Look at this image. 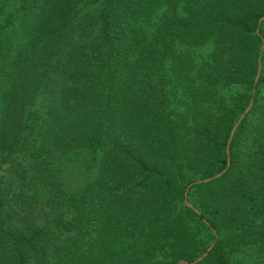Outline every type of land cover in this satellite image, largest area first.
Instances as JSON below:
<instances>
[{
    "label": "trees",
    "instance_id": "obj_1",
    "mask_svg": "<svg viewBox=\"0 0 264 264\" xmlns=\"http://www.w3.org/2000/svg\"><path fill=\"white\" fill-rule=\"evenodd\" d=\"M263 16L264 0H0V264L191 263L213 242L197 264L262 259ZM177 41L213 44L204 74Z\"/></svg>",
    "mask_w": 264,
    "mask_h": 264
},
{
    "label": "rangeland",
    "instance_id": "obj_2",
    "mask_svg": "<svg viewBox=\"0 0 264 264\" xmlns=\"http://www.w3.org/2000/svg\"><path fill=\"white\" fill-rule=\"evenodd\" d=\"M173 51L176 56L182 53L189 58V61L194 67L190 71V74L195 76L194 74H204L207 66L211 65L213 44L205 43L202 46L195 47L189 44H181L179 41H177L173 46ZM171 63L172 61H169L164 64L167 74V91L169 96V104L167 106L168 108L166 110V114L169 115V119L171 120L173 127L176 129L178 137L181 140H184L191 137V114L189 109L183 103L184 97L182 87L177 83L176 78L174 77V69L176 67L173 65L170 67ZM223 91H225L227 94H234L236 92L234 89H229L228 87H224ZM256 249L257 246L244 245L239 247L236 252L228 254L230 264H264V262H262V259L264 261L263 255L262 259L259 258L257 254L261 253L256 252ZM160 257H162V255Z\"/></svg>",
    "mask_w": 264,
    "mask_h": 264
},
{
    "label": "water",
    "instance_id": "obj_3",
    "mask_svg": "<svg viewBox=\"0 0 264 264\" xmlns=\"http://www.w3.org/2000/svg\"><path fill=\"white\" fill-rule=\"evenodd\" d=\"M262 21H264V16L261 17V18L259 19L258 24L260 25ZM259 25H258V27H259ZM257 34L259 35V37L261 38V41H262V44H261V51H262V53H263V52H264V39H263V38L261 37V35L259 34L258 28H257ZM260 72H261V66L258 65V69H257L256 77H255V80H254V84L257 83L258 78H259V76H260ZM251 106H252V100L250 101L248 107H247V108L245 109V111L240 115V117L238 118L237 122L235 123V125H234V127H233V129H232V131H231V133H230V135H229L228 141H227V145H226V153H227V154H228V151H229V145H230L231 140H232V138H233L234 132H235V130L237 129V127H238V125L240 124V122H241V121L243 120V118L245 117V115H246V114L248 113V111L250 110ZM228 161H229V160H228ZM228 165H229V163H227V167H228ZM225 171H226V169H225L223 172H225ZM221 175H222V173H220V174H218V175H216V176H214V177H212V178L206 179V180L196 181V182L192 183V185L209 182V181H211V180H213V179H215V178H217V177H219V176H221ZM189 187H190V186H189ZM189 187H188V188H189ZM188 188H187L186 191H185V200H184V203H185L188 207L192 208L195 212H197V210L194 209V208L192 207V205H191V204L188 202V200H187V196H186V195H187V192H188ZM214 234H216L215 231H214ZM216 238H217V237H216ZM213 246H214V242L210 245V247L208 248V250H207V251H206L201 257H199L198 259H196L195 261L189 263V262H187V261L181 260V261H179L178 264H197L198 262H200V261H201V260H202V259L208 254V252L213 248Z\"/></svg>",
    "mask_w": 264,
    "mask_h": 264
}]
</instances>
